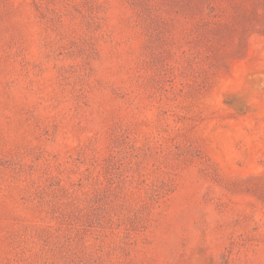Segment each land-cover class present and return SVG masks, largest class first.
I'll return each instance as SVG.
<instances>
[{"label":"rangeland","instance_id":"rangeland-1","mask_svg":"<svg viewBox=\"0 0 264 264\" xmlns=\"http://www.w3.org/2000/svg\"><path fill=\"white\" fill-rule=\"evenodd\" d=\"M204 1L0 0V264H264V0Z\"/></svg>","mask_w":264,"mask_h":264},{"label":"trees","instance_id":"trees-1","mask_svg":"<svg viewBox=\"0 0 264 264\" xmlns=\"http://www.w3.org/2000/svg\"><path fill=\"white\" fill-rule=\"evenodd\" d=\"M160 1H163L164 3V0ZM240 2L241 0H205V7H185L183 9L185 14H183L182 11L175 12L176 5L170 4L168 2L167 6L165 7L166 10L164 9L166 15H163V20L169 21L167 24H165L167 25L165 30H168L167 35L172 37L171 39L174 44V49L177 48L176 43H180V41H177L175 38L180 37V39H183L181 37H184L187 33V29L185 33V30L181 27V23H183V21H186V25H188V22L194 23L203 21V29L205 30L204 38L212 42L216 41L213 36V31H216L218 28L224 26L223 24L226 23V19H228V17L237 15L238 11H241ZM207 10H209L208 15L206 14ZM173 11L175 13H172ZM207 17H209V19H207Z\"/></svg>","mask_w":264,"mask_h":264}]
</instances>
